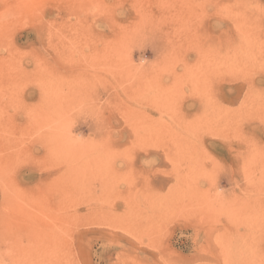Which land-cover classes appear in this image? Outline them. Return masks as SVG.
<instances>
[{"label": "rangeland", "instance_id": "1", "mask_svg": "<svg viewBox=\"0 0 264 264\" xmlns=\"http://www.w3.org/2000/svg\"><path fill=\"white\" fill-rule=\"evenodd\" d=\"M0 264H264V0H0Z\"/></svg>", "mask_w": 264, "mask_h": 264}, {"label": "bare ground", "instance_id": "2", "mask_svg": "<svg viewBox=\"0 0 264 264\" xmlns=\"http://www.w3.org/2000/svg\"><path fill=\"white\" fill-rule=\"evenodd\" d=\"M44 107H46V106H44Z\"/></svg>", "mask_w": 264, "mask_h": 264}]
</instances>
